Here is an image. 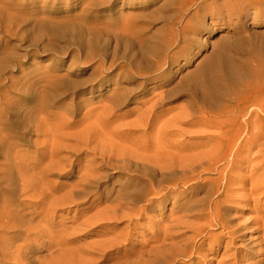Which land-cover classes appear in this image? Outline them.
<instances>
[{"label":"rangeland","instance_id":"obj_1","mask_svg":"<svg viewBox=\"0 0 264 264\" xmlns=\"http://www.w3.org/2000/svg\"><path fill=\"white\" fill-rule=\"evenodd\" d=\"M95 1L0 0V54L12 53V61L0 72V115L22 118L29 109L43 104L45 76L66 78L61 89L65 91L48 102V112H38L25 124L14 125L16 129L9 126L4 129L17 131L13 140L20 137L21 145L12 148L0 145V209L5 206L13 212L18 227L17 230L4 228V231L1 228L0 242L6 237L7 248L17 250L21 260H7L2 264H98L95 260L98 254H91L89 247L119 235L125 225H115L112 220L87 223L105 213V206L112 197L131 188L135 174L100 166L98 153L70 149V152H62L61 165L52 175L42 177L40 171L46 165L52 166L41 143L46 134L58 131L84 134L85 130H100L103 125L109 131L127 133L138 129L135 125L138 118L149 113L150 99L161 98L153 115L166 120L177 114L191 99L185 85L187 78L221 46L224 38L232 36L235 28L242 30L264 53V0H196L188 12L183 11L180 0ZM50 17L62 26L56 35L42 26ZM142 39H147V43H140ZM169 39L174 41V46H170ZM78 43L83 46L79 48ZM164 55L167 62L157 68L155 59ZM35 93L38 98L34 102L25 100V96ZM213 96L216 97L213 103H220V99ZM109 106L115 107V115L119 116L116 121L104 115ZM72 107L77 108L73 115L69 110ZM69 122H73L70 127ZM36 123L38 130H35ZM194 129L199 128L182 129L184 143L203 141L193 136ZM138 130L137 134L141 133V129ZM153 133L148 131L145 139L150 140ZM135 137V134L130 137L131 144ZM95 144H102L99 136L88 145ZM115 144L121 146L124 142L118 138ZM16 150L21 155H15ZM43 154L46 156L42 157ZM77 154L79 160L75 161ZM92 161L96 166H85ZM247 165L250 164L237 165L233 175H249ZM91 170H96L100 180L94 179L95 183L91 182L85 191L81 185V190L71 191V184L77 181L79 174ZM36 175L40 179H35ZM45 184L50 188H45ZM51 186L58 190L54 191ZM40 189L45 191L43 196L38 194ZM49 190L53 191L52 197ZM177 193L166 203L165 215L161 216L159 209L152 210L147 219H139L132 230L129 229L131 236L122 252L150 242L155 225L168 227L169 209H173L176 216L181 215V205L188 202L190 195L181 197ZM98 197H103L102 201ZM260 202L253 206L252 201L247 204L241 198H234L222 209L233 223L247 224L242 230L243 238L254 240L261 234L250 233L252 217L258 215L264 220L263 200ZM143 203L144 200L140 201V205ZM129 207L127 202L117 206L121 212ZM196 221L203 220L187 217L188 223ZM240 245V242L228 244L227 238L220 242L215 237L207 239L204 248L212 250L205 254L206 260L209 264L227 262V255ZM67 252L74 253L82 262H68ZM253 255L252 262L260 259ZM87 259L90 261L85 262Z\"/></svg>","mask_w":264,"mask_h":264},{"label":"bare ground","instance_id":"obj_2","mask_svg":"<svg viewBox=\"0 0 264 264\" xmlns=\"http://www.w3.org/2000/svg\"><path fill=\"white\" fill-rule=\"evenodd\" d=\"M180 1L185 12L190 11L196 4V0ZM53 18L42 22V26L52 35H56L62 26L59 27ZM146 40L142 39L140 43L146 44ZM128 42H131V39ZM170 43V46L175 45L174 41L170 40ZM85 45L93 48L91 44ZM77 46L80 48L83 44L78 43ZM4 53L0 54V72L12 61V53ZM166 62L165 55L155 59L157 68ZM65 80L62 76H45L43 104L29 109L27 115L22 118L14 116L9 119L0 115V145L6 148L20 146V137L13 140L17 131L4 130L5 127L21 126L38 112H48V102L65 91L61 90ZM185 85L188 86L186 90L191 96L189 103L185 105L186 108L163 120L164 117L153 115L161 98L150 99L149 113L138 118L135 123L138 129H141L139 134V130L135 128L124 133L116 129L109 131L103 125L100 130L89 129L85 130L84 134L82 131L53 132L44 135L46 139L41 141L52 164L46 165L40 171L42 177H46L48 173L52 175L56 167L61 165L62 152H70V149L98 153L100 166H110L122 173L135 174L131 188H126L112 197L110 203L105 206V213L97 215L94 221L87 223L91 225L105 220H112L115 225L125 223L119 235H114L105 243L89 247L91 254H98V257H95L98 264H209L205 254L212 248H204V245L205 240L214 237L217 242L227 238L228 244L241 243L232 254L227 255V262L220 261L217 264L264 262V220L258 215L252 217L250 223L254 227L251 226L250 233L261 234L254 240L243 238L242 230L247 224L233 223L226 218L222 210L225 203L234 198H241L247 204L252 201L253 206L259 205L261 200L264 204V53L259 51L242 30L235 28L232 36L224 38L221 46L213 50L201 66L187 78ZM213 94L220 99V103H213L216 98ZM36 95L38 96V93L25 96V100L34 102L38 98ZM106 109V119L112 118L116 121L118 115H115V107L109 106ZM69 110L71 115L77 112L76 107ZM72 123L67 124L70 127ZM37 124L35 130H38ZM135 125L133 126L136 127ZM185 127H198L199 129L191 132L203 141L199 144L184 143L182 136L185 132L182 129ZM148 131H154L150 140L145 139ZM134 134L136 137L131 144L130 137ZM98 136L102 144L89 147L88 144ZM118 138H122L123 145L116 146L115 140ZM81 145L85 148L81 149ZM14 154L21 155L19 150ZM44 156L46 155L43 154L42 157ZM74 160H79L78 154ZM241 164H250L245 166L249 175H233L235 167ZM85 166L90 168L96 166V163L92 161ZM95 172L96 170H91L79 174L77 181L71 184V191L81 190L80 185L82 191H85L94 179L98 182L100 178ZM35 179L40 177L36 175ZM25 185L24 182L23 190ZM44 187L50 188L49 184ZM51 187L54 191L58 190L55 186ZM52 192L49 190L51 197ZM176 193L181 197L190 195L188 202L185 201L181 205V215L178 217L173 209H169L168 218L171 222L168 227L155 225L151 231L153 239L150 242L139 246L138 249L122 252L123 245L131 236L130 230L138 220L147 219L149 212L156 209H159L161 216L165 215L166 203ZM38 194L43 196L45 191L40 189ZM108 196L109 194L105 199ZM147 196L149 197L146 198ZM98 199L102 201L103 197ZM142 200L145 203L140 205ZM126 202L131 207L121 212L117 206ZM187 217L203 221L188 223ZM79 227L81 228V225ZM1 228L3 231L4 228L18 229L14 213L8 211L5 206L0 209ZM6 240L7 238L3 237L0 242V264L7 260L20 261L17 250L8 249ZM55 245L58 246L59 243L56 242ZM67 254L68 262H82L74 253ZM253 254L260 259L252 262ZM89 261L90 259H87L85 262Z\"/></svg>","mask_w":264,"mask_h":264},{"label":"snow or ice","instance_id":"obj_3","mask_svg":"<svg viewBox=\"0 0 264 264\" xmlns=\"http://www.w3.org/2000/svg\"><path fill=\"white\" fill-rule=\"evenodd\" d=\"M211 19H212V18L209 16V17H208L209 22H211Z\"/></svg>","mask_w":264,"mask_h":264}]
</instances>
